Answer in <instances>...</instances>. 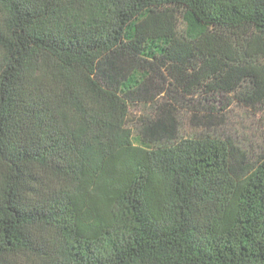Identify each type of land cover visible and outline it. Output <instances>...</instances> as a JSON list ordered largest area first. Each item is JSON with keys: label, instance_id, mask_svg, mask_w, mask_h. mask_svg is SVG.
<instances>
[{"label": "trees", "instance_id": "trees-1", "mask_svg": "<svg viewBox=\"0 0 264 264\" xmlns=\"http://www.w3.org/2000/svg\"><path fill=\"white\" fill-rule=\"evenodd\" d=\"M180 92L264 106V0H0V264H264V152L129 128Z\"/></svg>", "mask_w": 264, "mask_h": 264}, {"label": "rangeland", "instance_id": "rangeland-1", "mask_svg": "<svg viewBox=\"0 0 264 264\" xmlns=\"http://www.w3.org/2000/svg\"><path fill=\"white\" fill-rule=\"evenodd\" d=\"M215 99L219 102H214ZM226 99V96L196 94L192 96V102L189 103L184 99L182 92L178 97H175V94H168L157 100V106L132 105L129 128L136 135L144 124L155 120L160 114V109L169 105V100H172L176 104L174 108L181 137H201L209 134L220 139H230L251 155L262 154L264 152V106L248 108L235 102L226 107ZM204 100H208V103L203 102ZM212 106L217 108V112L210 115L209 108ZM223 108L225 110H222Z\"/></svg>", "mask_w": 264, "mask_h": 264}]
</instances>
